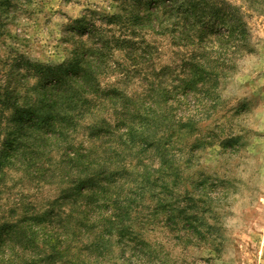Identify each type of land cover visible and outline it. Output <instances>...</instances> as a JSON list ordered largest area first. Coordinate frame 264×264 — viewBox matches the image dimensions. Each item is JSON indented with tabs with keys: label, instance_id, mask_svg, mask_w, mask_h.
<instances>
[{
	"label": "rangeland",
	"instance_id": "rangeland-1",
	"mask_svg": "<svg viewBox=\"0 0 264 264\" xmlns=\"http://www.w3.org/2000/svg\"><path fill=\"white\" fill-rule=\"evenodd\" d=\"M148 1L0 0V78L32 95L53 73L31 65H67L93 44L89 31L94 25L108 39L131 36L128 48L114 40L102 51L105 62L95 63L100 91L89 95L76 131L51 137L54 148L67 141L89 146L102 137L96 150L111 152L108 163L117 160L129 170L136 168L133 176L119 175L121 181L129 179L119 191V202L128 210L122 221L128 230L112 238L111 253L97 264H264V0H213L239 16L238 36L222 48L219 25L201 35V25L190 23L189 38L203 36L201 44L196 41L199 47L184 45L182 38L174 41L170 28L176 16L169 21L160 13L152 19L153 28L149 18L145 27L142 22L137 26L131 16L151 7L145 6ZM198 49L220 58V65L215 64L223 69L210 92H185L177 87L185 57ZM15 62L27 73L26 80L12 72ZM138 100L152 105L158 100L159 112L166 116L157 137L168 149L164 175L151 143L119 154L117 145L110 146L126 132L127 113ZM60 155L56 151L51 162ZM39 166L44 177L35 174L37 168L35 177L13 167L5 170L0 221L20 218L26 204L37 214L57 209L54 201L75 179L76 168L70 164L69 172L56 176L49 175L53 165ZM132 178L138 183L130 185ZM107 206L95 215L98 210L108 215Z\"/></svg>",
	"mask_w": 264,
	"mask_h": 264
},
{
	"label": "trees",
	"instance_id": "trees-1",
	"mask_svg": "<svg viewBox=\"0 0 264 264\" xmlns=\"http://www.w3.org/2000/svg\"><path fill=\"white\" fill-rule=\"evenodd\" d=\"M148 5L151 9L134 14L131 20L137 26L145 27L144 21L149 18L148 25L153 28L152 19H156L160 13L165 14L169 21L176 16L175 26L172 24L170 28L175 42L179 43L177 40L182 38L185 39L184 45L199 47L196 41L199 39L201 44V35L210 33L209 28L213 24L222 28L218 36L221 48L228 40L238 36L239 16L223 2L149 0L145 6ZM192 21L197 26L201 25L198 26L201 35L189 38V25ZM177 31L178 34H175ZM89 32L93 44L76 54L67 65H31L43 74L48 71L53 73L47 83L34 88L35 94L20 93L7 79L0 78V179L9 167L31 177H35L32 173L37 168L35 174L44 177L46 171L39 166L43 162L54 166L53 173L49 175H56V172L63 175L67 170L69 172L70 164L76 168L73 172L75 179L69 181V186L62 188L61 195L54 201L58 206L56 210L37 214L33 205L26 204L20 218L0 221V264H58L57 260L59 264H94L92 259L97 264L105 253H111L116 237H122L128 230V226L122 222L128 210L119 202V191H122L121 187L129 179L121 181L119 175L127 173L133 176L136 168L129 170L125 165L117 163V160L108 163L111 152L96 150V142L102 137L91 141L89 146L83 143L72 145L67 141L68 145L52 147V135L56 132L67 134L69 130L75 132L78 122L87 112L89 95L99 93L95 63L98 60L105 62L103 52L111 47L110 42L117 40V43H121L118 45L124 49L131 45V36L126 34L121 39L115 36L108 39L96 25ZM96 36L98 45H94ZM217 59L210 51L193 50L185 57L186 67L182 69L177 87L185 92H210L223 69L216 66V62L220 65V58L219 61ZM14 66V75L26 80L27 73L21 72L20 64L15 62ZM131 105L132 111L127 113L129 120L125 122L126 132H121L119 140L115 144L112 140L110 146L114 149L117 145L114 151L119 154L140 147L138 143H151L163 164L161 175H164L168 149L162 145V138H157L163 128L161 124L166 120L164 111L159 112L161 103L156 100L152 105L145 100H138ZM6 112H10L9 116ZM119 121L117 129L123 123L122 118ZM119 147L121 152H117ZM56 151L61 155L51 162L50 158ZM137 181L132 178L130 185L137 184ZM63 205L65 208L61 211ZM105 205L109 206L108 215L98 210L99 215L96 216V209ZM47 217H52L53 221H47ZM57 218L62 221L61 224L56 222ZM113 237L115 239L112 241Z\"/></svg>",
	"mask_w": 264,
	"mask_h": 264
}]
</instances>
